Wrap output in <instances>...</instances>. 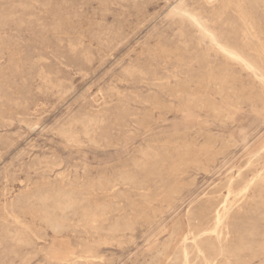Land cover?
<instances>
[{
    "label": "rangeland",
    "instance_id": "rangeland-1",
    "mask_svg": "<svg viewBox=\"0 0 264 264\" xmlns=\"http://www.w3.org/2000/svg\"><path fill=\"white\" fill-rule=\"evenodd\" d=\"M229 1L0 0V264H202L226 203L213 264H264V0Z\"/></svg>",
    "mask_w": 264,
    "mask_h": 264
},
{
    "label": "bare ground",
    "instance_id": "bare-ground-1",
    "mask_svg": "<svg viewBox=\"0 0 264 264\" xmlns=\"http://www.w3.org/2000/svg\"><path fill=\"white\" fill-rule=\"evenodd\" d=\"M227 1V0H226ZM228 2L230 3V1L228 0ZM227 2V3H228ZM238 2H239V0H238ZM237 2V3H238ZM253 2V1H252ZM260 4V3H259ZM263 4H264V2H263ZM262 4V5H263ZM227 5V4H226ZM255 5V4H254ZM229 6V5H228ZM227 7V6H226ZM257 7V6H256ZM264 9V8H263ZM249 11V10H248ZM244 12H245V10H244ZM257 12V11H256ZM259 13H260V11H258ZM251 13V12H250ZM254 14V13H253ZM260 14H262V13H260ZM251 15V14H250ZM196 20V19H195ZM204 21V20H203ZM242 21V20H241ZM257 21V20H256ZM243 22V21H242ZM196 23V22H195ZM197 25V24H196ZM199 26V25H198ZM249 27H250V25H249ZM260 27V26H259ZM204 28H206V27H204ZM203 28V29H204ZM158 30V29H157ZM250 30H251V28H250ZM245 32V31H244ZM260 32H261V30H260ZM201 33H202V31H201ZM217 33V32H216ZM203 34H205V33H203ZM213 34V33H212ZM215 34V33H214ZM207 35V34H206ZM216 35H219L218 33L216 34ZM214 36V35H213ZM213 36H209V39L210 40H212L213 42H215V40L218 38H214ZM220 36H222V35H219V37ZM261 36V35H260ZM148 37H149V35H148ZM169 37V36H168ZM203 37V36H202ZM175 38V37H174ZM207 38H208V35H207ZM222 38V37H221ZM157 39V38H156ZM208 39V40H209ZM220 38H218V40H219ZM223 39V38H222ZM82 40V39H81ZM160 40V39H159ZM207 40V41H208ZM241 40V39H240ZM154 41V40H153ZM217 41V40H216ZM157 42V41H156ZM211 42V41H210ZM217 43H219V42H217ZM222 43V42H221ZM228 43V42H227ZM250 43V42H249ZM142 44V43H141ZM145 44V43H144ZM157 44V43H156ZM214 44V43H213ZM263 44V43H262ZM171 45V44H170ZM180 45V44H179ZM246 45H247V43H246ZM250 45V44H249ZM151 46V45H150ZM159 46V45H158ZM216 47H218L217 45H215ZM222 45L220 44V47H221ZM118 47V46H117ZM160 47V46H159ZM215 47V48H216ZM249 47V46H248ZM72 48V47H71ZM200 48V47H199ZM225 48V47H224ZM260 48V47H259ZM201 49V48H200ZM209 49V48H208ZM222 48H220V50H221ZM254 49H257L256 47L254 48ZM149 50V49H148ZM159 50V49H158ZM157 50V51H158ZM218 50H219V48H218ZM225 50V49H224ZM227 50V49H226ZM230 50V49H229ZM253 50V49H252ZM258 50V49H257ZM211 51H212V49H211ZM235 51V50H234ZM243 51H244V49H243ZM149 52V51H148ZM197 52V51H196ZM217 52V51H216ZM220 52V51H219ZM222 52V51H221ZM258 52H259V50H258ZM258 52H256V53H258ZM163 53V52H162ZM172 53V52H171ZM213 53V52H212ZM230 55L232 54L233 56L235 55V57L238 55V53H235V52H232V50H231V52H228ZM147 54V53H146ZM165 54H166V52H165ZM201 54V53H200ZM223 54H226V53H223ZM105 55V54H104ZM248 55H249V53H248ZM254 55V54H253ZM256 55H258V54H256ZM170 56V55H169ZM179 56V55H178ZM206 56V55H205ZM224 56V55H223ZM227 56H228V54H227ZM232 56V57H233ZM239 57H240V55H238ZM164 57V56H163ZM235 57H233V59H231V60H234V58ZM242 57V56H241ZM174 58V57H173ZM236 59V58H235ZM238 59V58H237ZM236 59V60H237ZM241 59H243V58H241ZM72 60V59H71ZM230 60V61H231ZM263 60V59H262ZM209 61V60H208ZM215 61V60H214ZM228 61H229V59H228ZM240 61V60H239ZM163 62V61H162ZM170 62V61H169ZM181 62H182V60H181ZM235 62V61H234ZM245 61H244V59H243V63H244ZM148 63V62H147ZM165 63V62H164ZM242 63V64H243ZM252 63V62H251ZM141 64V63H140ZM241 64V65H242ZM245 64H246V62H245ZM244 65V64H243ZM249 65V64H248ZM247 65V66H248ZM216 66V65H215ZM245 66V65H244ZM133 67V66H132ZM145 67V66H144ZM218 67V66H217ZM222 67V66H221ZM250 67H251V65H250ZM149 68V67H148ZM243 68V67H242ZM246 68V67H245ZM254 69V68H253ZM166 70V69H165ZM175 70V69H174ZM183 70V69H182ZM246 70V69H245ZM248 70V69H247ZM150 71H152V70H150ZM172 71V70H171ZM220 71V70H219ZM254 71H256V70H254ZM177 72V71H176ZM175 72V73H176ZM252 72H253V70H252ZM46 76V75H45ZM129 76V75H128ZM212 76V75H211ZM236 76V75H235ZM121 78V77H120ZM160 78H162V77H160ZM171 78V77H170ZM173 78V77H172ZM176 78V77H175ZM202 78V77H201ZM131 79V78H130ZM197 79V78H196ZM54 80V79H53ZM127 80V79H126ZM164 80V79H163ZM51 81V80H50ZM64 81V80H63ZM167 81V80H166ZM185 81V80H184ZM200 81V80H199ZM219 81V80H218ZM222 81V80H221ZM226 81V80H225ZM119 82V81H118ZM123 82V81H122ZM143 83L145 82V81H142ZM179 82V81H178ZM45 83V82H44ZM156 83V82H155ZM158 83V82H157ZM163 83V82H162ZM166 83V82H165ZM200 83V82H199ZM212 83V82H211ZM226 83V82H225ZM167 84V83H166ZM61 85V84H60ZM179 85V84H178ZM185 85V84H184ZM218 85V84H217ZM226 85V84H225ZM53 86V85H52ZM133 86V85H132ZM49 87V86H48ZM180 87V86H179ZM225 88V87H224ZM190 89V88H189ZM57 90V89H56ZM223 90V89H222ZM264 90V89H263ZM50 92V91H49ZM161 92V91H160ZM222 92V91H221ZM163 93V92H162ZM138 94V93H137ZM225 94V93H224ZM133 96V95H132ZM178 96H180V95H178ZM109 97V96H108ZM209 97V96H208ZM219 97V96H218ZM106 98H107V96H106ZM157 98V97H156ZM198 98V97H197ZM202 98V97H201ZM221 98V97H220ZM206 99V98H205ZM240 99V98H239ZM39 100V99H38ZM201 100V99H200ZM222 100V99H221ZM148 101V100H147ZM211 101V100H210ZM138 102V101H137ZM210 103V102H209ZM154 104V103H153ZM195 104V103H194ZM202 104H203V102H202ZM201 104V105H202ZM167 105V104H166ZM206 105V104H205ZM112 106V105H111ZM160 106V105H159ZM163 106V105H162ZM192 106V105H191ZM198 106V105H197ZM218 106V105H217ZM89 107V106H88ZM172 107V106H171ZM104 108V107H103ZM162 108V107H161ZM213 108V107H212ZM238 108V107H237ZM101 109V108H100ZM133 110V109H132ZM136 110V109H135ZM215 110V109H214ZM101 111V110H100ZM109 111V110H108ZM119 111V110H118ZM106 112V111H105ZM135 112V111H134ZM218 112H220V111H218ZM98 113V112H97ZM88 114V113H87ZM90 115V114H89ZM97 115V114H96ZM120 115V114H119ZM80 116V115H79ZM143 116V115H142ZM98 118V117H97ZM86 119V118H85ZM122 119V118H121ZM91 120V119H90ZM90 120H89V122H90ZM124 120V119H123ZM122 121V120H121ZM71 122V121H70ZM79 122V121H78ZM92 122V121H91ZM101 122V121H100ZM117 122V121H116ZM134 122V121H133ZM96 123V122H95ZM123 123V122H122ZM94 124V123H93ZM96 124H98V123H96ZM107 124V123H106ZM101 126V125H100ZM113 126V125H112ZM123 126V125H122ZM121 126V127H122ZM67 127V126H66ZM110 127V126H109ZM117 128V127H116ZM86 129V128H85ZM115 129V128H114ZM144 129V128H143ZM75 130V129H74ZM73 130V131H74ZM58 131V130H57ZM76 132V131H75ZM135 132V131H134ZM118 133V132H117ZM131 133V132H130ZM60 136H61V134H60ZM68 136V135H67ZM108 136V135H107ZM88 137V136H87ZM112 137V136H111ZM130 137V136H129ZM117 138V137H116ZM91 141V140H90ZM90 141H88V142H90ZM83 142V141H82ZM92 143V142H91ZM94 143V142H93ZM125 144V143H124ZM97 145V144H96ZM165 145V144H164ZM163 146V145H162ZM214 146V145H213ZM164 147V146H163ZM154 148V147H153ZM152 151V150H151ZM145 152V151H144ZM152 154V153H151ZM56 155V154H55ZM146 155V154H145ZM150 155V154H149ZM162 155H163V153H162ZM147 156V155H146ZM214 156V155H213ZM168 157H169V155H168ZM151 158V157H150ZM170 158V157H169ZM51 160V159H50ZM150 160V159H149ZM145 161V160H144ZM167 161H168V159H167ZM55 162V161H54ZM135 162V161H134ZM156 162V161H155ZM34 163V162H33ZM43 163V162H42ZM125 163V162H124ZM147 163V162H146ZM51 164H52V162H51ZM132 164V163H131ZM137 165H139V163L137 164ZM145 166V165H144ZM54 167V166H53ZM136 167V166H135ZM160 167H162V166H160ZM86 168V167H85ZM113 168V167H112ZM136 169V168H135ZM152 169V168H151ZM51 170V169H50ZM264 170V169H263ZM120 171V170H119ZM132 171V170H131ZM249 171V170H248ZM253 171V170H252ZM53 172V171H52ZM129 172V171H128ZM245 172V171H244ZM97 173V172H96ZM105 173V172H104ZM120 173V172H119ZM146 173V172H145ZM151 173V172H150ZM149 173V174H150ZM42 174V173H41ZM156 174V173H155ZM251 174V173H250ZM45 175V174H44ZM47 175V174H46ZM63 175V174H62ZM132 175V174H131ZM69 176V175H68ZM128 176H130V175H128ZM127 176V177H128ZM154 176V175H153ZM36 178V177H35ZM64 178V177H63ZM111 178V177H110ZM123 178V177H122ZM148 178V177H147ZM251 178V177H250ZM256 178V177H255ZM113 179V178H112ZM124 179V178H123ZM127 179V181L130 179V177L129 178H126ZM136 179V178H135ZM144 179H146V178H144ZM152 179V178H151ZM131 180H132V178H131ZM130 180V181H131ZM237 180H238V178H237ZM70 181V180H69ZM87 181V180H86ZM133 181V180H132ZM252 181L253 180H251L250 181V184L247 186V188L248 187H250V185H251V183H252ZM49 182V181H48ZM58 182V181H57ZM110 182V181H109ZM113 182V181H112ZM144 182V181H143ZM147 182V181H146ZM73 183V182H72ZM86 183V182H85ZM89 183V182H88ZM98 183V182H97ZM117 183V182H116ZM119 183V182H118ZM46 184V183H45ZM62 184V183H61ZM78 184V183H77ZM142 184V183H141ZM100 185V184H99ZM112 185V184H111ZM138 185H139V183H138ZM234 185V184H233ZM25 186V185H24ZM68 186V185H67ZM227 186V185H226ZM245 186H246V184H245ZM244 186V187H245ZM11 187V186H10ZM98 187V186H97ZM137 187V186H136ZM179 187H180V185H179ZM100 188H101V186H100ZM238 189H239V187H237ZM52 189V188H51ZM88 189V188H87ZM137 189V188H136ZM140 189V188H139ZM226 189V188H225ZM246 189V188H245ZM249 189V188H248ZM41 190H42V188H41ZM48 190H49V188H48ZM64 190V189H63ZM72 190V189H71ZM111 190V189H110ZM141 190V189H140ZM172 190V189H171ZM47 191V190H46ZM74 191H75V189H74ZM73 191V192H74ZM80 191V190H79ZM138 191V190H137ZM144 191V190H143ZM173 191V190H172ZM264 191V190H263ZM28 192V191H27ZM32 192V191H31ZM59 192V190L57 191V194H59L58 193ZM62 192V191H61ZM64 192H67V190L66 191H64ZM72 192V191H71ZM71 192H69V193H71ZM78 192V191H77ZM107 192V191H106ZM33 193V192H32ZM40 193V192H39ZM48 193V192H47ZM63 193V192H62ZM82 193H83V191H82ZM118 193V192H117ZM143 193V192H142ZM46 194V193H45ZM45 194H44V196H45ZM74 194V193H73ZM91 194V193H90ZM43 195V194H42ZM50 195H51V193H50ZM60 195V194H59ZM67 195V194H66ZM69 195V194H68ZM71 195H72V193H71ZM70 195V196H71ZM77 195V194H76ZM79 195V194H78ZM80 195H82L81 193H80ZM138 195V194H137ZM244 195V194H243ZM15 196H17V195H15ZM43 196V197H44ZM56 196V195H55ZM55 196H53V197H55ZM74 196V195H73ZM83 196V195H82ZM117 196V195H116ZM46 197V196H45ZM50 197V196H49ZM56 197H58V196H56ZM61 197V196H60ZM65 197V196H64ZM67 197H69V196H67ZM75 197V196H74ZM84 197V196H83ZM242 197V196H241ZM17 198V197H16ZM73 198V197H72ZM71 198V199H72ZM77 198V197H76ZM76 198H74V199H76ZM106 198V197H105ZM258 198V197H257ZM22 199V198H21ZM41 199V198H40ZM39 199V201L37 200V198L35 199V201H38V203L39 202H41V200ZM43 199V198H42ZM51 199V198H50ZM74 199H72V200H74ZM209 199V198H208ZM2 200V199H1ZM52 200H53V198H52ZM57 200V199H56ZM58 200H59V198H58ZM63 200H65V199H63ZM68 200H69V198H68ZM245 200V199H244ZM23 201V200H22ZM49 201V200H48ZM54 201H55V199H54ZM59 201H61V200H59ZM80 201V200H79ZM84 201V200H83ZM15 202V201H14ZM21 202V201H20ZM19 202V203H20ZM29 202V201H28ZM51 202V201H50ZM68 202V201H67ZM67 202H65V203H67ZM73 202V201H72ZM71 202V203H72ZM242 202V201H241ZM18 203V202H17ZM22 203V202H21ZM32 203H34V202H32ZM37 203V202H36ZM37 203V204H38ZM42 203V202H41ZM45 203H47V202H45ZM62 203V202H61ZM64 203V202H63ZM64 203V204H65ZM70 203V204H71ZM77 203V202H76ZM79 203H81V201L79 202ZM225 203V202H224ZM10 204V203H9ZM30 204V203H29ZM43 204V203H42ZM69 204V205H70ZM73 204V203H72ZM71 204V205H72ZM223 204V203H222ZM34 205H35V203H34ZM40 205V204H39ZM39 205L37 206V208L39 207ZM55 205H58L57 203H55ZM54 205V206H55ZM60 205V204H59ZM74 205V204H73ZM209 205V204H208ZM229 205H230V203H229ZM14 206V205H13ZM44 206V205H43ZM46 206V205H45ZM61 206V205H60ZM63 206V205H62ZM79 205H77V207H78ZM111 206V205H110ZM217 206V205H216ZM249 206V205H248ZM8 207V206H7ZM32 207V206H31ZM73 207H75V206H73ZM107 207V206H106ZM12 208V207H11ZM46 209H47V207H45ZM55 208V207H54ZM58 208H60L59 206H58ZM62 208V207H61ZM65 208V207H64ZM87 208V207H86ZM102 208V207H101ZM7 209H9V208H7ZM33 209V208H32ZM35 209V208H34ZM42 209V208H41ZM52 209V208H51ZM70 210V206H66V210ZM77 209V208H76ZM111 209V208H110ZM245 209V208H244ZM10 210V209H9ZM9 210H6V211H9ZM30 210V209H29ZM50 210V209H49ZM71 210H72V208H71ZM74 210V209H73ZM88 210V209H87ZM98 210V209H97ZM115 210V209H114ZM11 211V210H10ZM13 211V210H12ZM24 211V210H23ZM36 211V210H35ZM44 211V210H43ZM53 211H54V209H53ZM56 211H58V209L56 208ZM60 211H64L63 209L62 210H60ZM233 210H232V208H231V206H228V204L226 203V204H224L221 208H220V210H218L217 212H216V214L214 215V218H213V224H212V228H209L208 230H205L202 234L201 233H199L200 235L199 236H201V238H204V239H206L205 237H203L204 235H206V234H208L209 233V231H212L213 233L214 232H216L218 229H220V228H222L223 229V227L225 228V229H223V230H225V232L223 233V236H225V235H233V231H235V224L232 222H230V218L232 219V217H230L231 216V213H233L232 212ZM46 212V211H45ZM44 212V213H45ZM48 212V211H47ZM46 212V213H47ZM50 212V211H49ZM80 212V211H79ZM89 212V211H88ZM87 212V213H88ZM91 212V211H90ZM103 212V211H102ZM256 212V211H255ZM21 213V212H20ZM32 213V212H31ZM65 213H66V211H65ZM10 214V213H9ZM48 214V213H47ZM93 214H94V212H93ZM100 214V213H99ZM125 214V213H124ZM247 214H249V213H247ZM260 213H258L257 215H259ZM20 215V214H19ZM52 215V214H51ZM54 215V214H53ZM74 215H76V213L74 214ZM128 215V214H127ZM127 215H126V217H127ZM250 216H252L251 214H249ZM44 216V215H43ZM49 216V215H48ZM55 216V215H54ZM97 216V215H96ZM197 216V215H196ZM255 216V215H254ZM260 216V215H259ZM8 217V216H7ZM51 217V216H50ZM49 217V218H50ZM63 217V216H62ZM81 217H82V215H81ZM99 217V216H98ZM17 217H15V219H16ZM37 218V217H36ZM84 217H82V219H83ZM90 218H92V217H90ZM107 218V217H106ZM133 218V217H132ZM131 218V219H132ZM203 218V217H202ZM243 218V217H242ZM242 218H241V220H242ZM244 218H245V216H244ZM52 219H54V218H52ZM258 219V218H257ZM17 220H18V218H17ZM47 220V219H46ZM51 220V219H50ZM55 220V219H54ZM235 220V219H234ZM250 220V219H249ZM259 220V219H258ZM16 221V220H15ZM21 221V220H20ZM58 221V220H57ZM100 221V220H99ZM196 221H197V219H196ZM232 221V220H231ZM17 222V221H16ZM50 222V221H49ZM53 223L55 222V221H52ZM59 222V221H58ZM75 222V221H74ZM81 222H82V220H81ZM96 222H98V221H96ZM136 222V221H135ZM192 222H194V221H192ZM20 223V222H19ZM51 223V222H50ZM103 223V222H102ZM106 223V222H105ZM131 223H132V221H131ZM211 223V222H210ZM244 223V222H243ZM247 223V222H246ZM246 223H244V224H246ZM255 223V222H254ZM48 224V223H47ZM54 224H57V222L56 223H54ZM251 224V223H250ZM50 225V224H49ZM60 225H61V222H60ZM68 225V224H67ZM66 225V226H67ZM74 225V224H73ZM83 225V224H82ZM193 225H194V223H193ZM252 225V224H251ZM14 226V225H13ZM23 226V225H22ZM55 226L56 225H54L53 227L55 228ZM57 226H58V224H57ZM223 226V227H222ZM241 226V225H240ZM19 227V226H18ZM59 227V226H58ZM61 228H62V226H60ZM68 227V226H67ZM189 227V226H188ZM208 227V226H207ZM15 228H16V226H15ZM25 228V227H24ZM51 229H53L52 227H50ZM194 228V227H193ZM238 228V227H237ZM255 228V227H254ZM257 228V227H256ZM36 229V228H35ZM47 229V228H46ZM49 229V228H48ZM56 229V228H55ZM79 229V228H78ZM5 230V229H4ZM10 230V229H9ZM22 230V229H21ZM239 230V229H238ZM23 231V230H22ZM41 231V230H40ZM246 231H248V232H252V233H254V230L253 231H251L250 229H248V230H245V232ZM16 232V231H15ZM19 232V231H18ZM53 232V231H52ZM107 232V231H106ZM115 232V231H114ZM199 232V231H198ZM218 232V231H217ZM244 232V231H243ZM242 232V234H244L245 235V233H243ZM247 232V233H248ZM2 233V232H1ZM6 233V232H5ZM11 233H12V231H11ZM14 233V232H13ZM12 233V234H13ZM79 233V232H78ZM85 233V232H84ZM116 233V232H115ZM127 233V232H126ZM192 233V232H191ZM211 233V232H210ZM210 233L208 234V235H210ZM212 233V234H213ZM221 232L220 233H215V235H217L216 237V242H213L212 243V241L210 242V244L208 245L207 244V249L205 250V249H202L201 247H199L198 246V243L196 242V246H197V248H195L194 246V248L195 249H197V251H196V254H197V256L195 255H193L194 256V258H196V257H199V259L201 260V262H199V263H202V264H213V261H214V259L215 258H217V257H224V258H227V259H230V258H236V261H237V259L240 257V255H242L243 253H245L247 250H250L251 248V244L249 245L248 243H246V240H245V238H244V236H241L240 234V238L238 239L239 241H237L238 242V244H236L234 247H231V246H233L234 244H233V242H232V244H231V246H229L228 244H227V242H228V240H227V242L225 241V238H223V236H220V234H222ZM238 233V232H237ZM11 234V235H12ZM16 234V233H15ZM19 234V233H18ZM25 234H26V231H25ZM66 234H67V232H66ZM83 234V233H82ZM225 234V235H224ZM235 234V233H234ZM22 235V234H21ZM58 235V234H57ZM118 235V234H117ZM27 236V235H26ZM45 236V235H44ZM94 236V235H93ZM97 236V235H96ZM194 236H196V235H194ZM254 236V235H253ZM252 236V237H253ZM8 237V236H7ZM16 237H17V235H16ZM20 237V236H19ZM22 237V236H21ZM20 237V239H22ZM25 237V236H24ZM115 237V236H114ZM193 237V236H192ZM198 237V236H197ZM225 237H227V236H225ZM251 237V236H250ZM28 238V237H27ZM79 238V237H78ZM196 238V237H195ZM195 238H193V240L195 239ZM200 238V237H199ZM210 238H212V237H210ZM228 238V237H227ZM233 238H235V237H233ZM261 238V237H260ZM18 239V238H17ZM23 239H25V238H23ZM37 239V238H36ZM84 239V238H83ZM203 239V240H204ZM2 240V239H1ZM19 240V239H18ZM27 240V239H26ZM26 240H21L22 242H24V241H26ZM30 240V239H29ZM120 240V239H119ZM210 240V239H209ZM20 241V242H21ZM39 241H41V240H39ZM123 241V240H122ZM199 241H200V239H199ZM206 241V240H205ZM214 241H215V239H214ZM225 241V242H224ZM236 241V240H235ZM17 242H19V241H17ZM97 242V241H96ZM207 242V241H206ZM264 242V241H263ZM27 243V242H26ZM186 243V242H185ZM209 243V242H208ZM226 243V244H225ZM262 243V242H261ZM202 244V243H201ZM82 245V244H81ZM93 245V244H92ZM194 245V244H193ZM12 246V245H11ZM18 246V245H17ZM189 246H192V245H189ZM188 246V247H189ZM4 247V246H3ZM206 247V246H205ZM181 248V247H180ZM20 249V248H19ZM167 249V248H166ZM182 249V248H181ZM190 250V249H189ZM192 250V249H191ZM160 251V250H159ZM164 251V250H163ZM182 251V250H181ZM193 251V250H192ZM194 251V252H195ZM209 251H212V254L211 253H208ZM253 251V250H252ZM180 252V251H179ZM184 253V258L186 259L185 261H188L187 259H189V257H190V255H189V252H188V249L186 248H184V251H183ZM33 253V252H32ZM92 253V252H91ZM164 254V253H163ZM192 254H194V253H192ZM151 255V254H150ZM157 255H158V253H157ZM189 255V256H188ZM215 257H214V256ZM179 256V255H178ZM2 257V256H1ZM8 257V256H7ZM150 257V256H149ZM162 257V256H161ZM180 257H182V255L180 256ZM192 257V256H191ZM191 257H190V259L189 260H191ZM242 257V256H241ZM34 258V257H33ZM99 258V257H98ZM143 258V257H142ZM10 259V258H9ZM70 259V258H69ZM96 259V258H95ZM149 259V258H148ZM175 259V258H174ZM196 259H198V258H196ZM79 260H81V259H79ZM151 260V259H150ZM199 260V261H200ZM217 260V259H216ZM223 260H225V259H223ZM232 260V259H231ZM231 260H230V262H231ZM27 261V260H26ZM32 261V260H31ZM229 260H227V262H228ZM264 261V260H263ZM87 262V261H86ZM92 262V261H91ZM134 262V261H133ZM188 262H190V261H188ZM240 262H243V261H240ZM239 262V263H240ZM2 263V262H1ZM46 263V262H45ZM79 263V262H78ZM138 263V262H137ZM172 263V262H171ZM235 263H237V262H235ZM248 263V262H247ZM150 264V263H149ZM152 264V263H151ZM184 264V263H183ZM190 264V263H189Z\"/></svg>",
    "mask_w": 264,
    "mask_h": 264
}]
</instances>
